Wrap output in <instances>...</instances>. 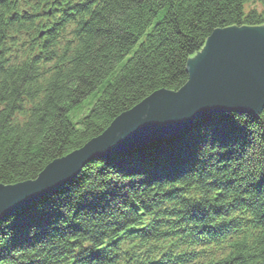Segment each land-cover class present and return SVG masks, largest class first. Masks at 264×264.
I'll return each mask as SVG.
<instances>
[{"label": "trees", "instance_id": "obj_1", "mask_svg": "<svg viewBox=\"0 0 264 264\" xmlns=\"http://www.w3.org/2000/svg\"><path fill=\"white\" fill-rule=\"evenodd\" d=\"M233 26H264V0H0V184L35 179L153 92L180 89L188 59ZM180 164L189 173L173 177ZM131 259L264 264V110L96 159L0 223V264Z\"/></svg>", "mask_w": 264, "mask_h": 264}, {"label": "water", "instance_id": "obj_2", "mask_svg": "<svg viewBox=\"0 0 264 264\" xmlns=\"http://www.w3.org/2000/svg\"><path fill=\"white\" fill-rule=\"evenodd\" d=\"M178 91L160 89L115 119L100 136L48 164L32 180L0 184V221L30 201L71 182L89 162L175 134L212 113L252 115L264 109V26L219 28L186 65Z\"/></svg>", "mask_w": 264, "mask_h": 264}, {"label": "rangeland", "instance_id": "obj_3", "mask_svg": "<svg viewBox=\"0 0 264 264\" xmlns=\"http://www.w3.org/2000/svg\"><path fill=\"white\" fill-rule=\"evenodd\" d=\"M250 4H251V3H250ZM251 7H252V8H251ZM246 8H251V9H257V8H258L259 10L262 9V7H261V6H258L257 4H256V5H249V4H248V5L246 6ZM206 40H207V39H206ZM205 45H206V41H205L204 45L202 46L201 50L203 49V47H204ZM201 50L198 51V52H201ZM195 55H196V54L192 55L190 58L195 57ZM186 65H187V64H186ZM186 71H187V75H188V79H187V80H189V72H188L187 67H186ZM186 82H187V81H186ZM180 89H181V88H180ZM178 90H179V89H178ZM178 90H176V91H178ZM173 91H174V90H173ZM91 102H92L91 100H88L86 104H87V105H90V104H92ZM126 112H127V111H126ZM124 113H125V112H124ZM226 113H241V112H232V111H231V112H223L222 114H226ZM122 114H123V113H122ZM217 114H221V113H212V114H209L208 116L217 115ZM242 114H249V115H252V114H250V113H242ZM119 116H120V115H119ZM119 116H118V117H119ZM208 116H207V117H208ZM252 116H256V115H252ZM80 118H81V116L78 118V113H76V114H72V119H73L74 122L79 121ZM116 119H117V118H116ZM199 120H200V119H199ZM196 121H198V120H196ZM196 121H194V122H192V123H189V125H190V124L193 125ZM71 122H72V121H71ZM111 124H112V123H111ZM198 126H199V125H198ZM108 128H109V127H108ZM108 128H107V129H108ZM107 129H106V130H107ZM185 129H186V126H185L184 128L182 127V128L176 133V136L180 135V133L183 132ZM106 130H105V131H106ZM105 131H104V132H105ZM104 132H103V133H104ZM103 133H102V134H103ZM194 135H195V133H194ZM99 136H100V135H99ZM171 136H172V135L169 134V135H165V136H163V138L171 137ZM173 136H174V135H173ZM176 136H175V137H176ZM95 138H96V137H95ZM93 139H94V138H93ZM161 139H162V138L159 137V138L156 139L155 141L150 142V143H147V144H144V145H142V146H140V147H138V148L151 146L154 142H158V141H160ZM91 140H92V139H91ZM91 140H90V141H91ZM88 142H89V141H88ZM88 142H87V143H88ZM87 143H86V144H87ZM86 144H85V145H86ZM85 145H84V146H85ZM84 146H83V147H84ZM135 149H137V148H132V149H129V150L124 151V152L132 151V150H135ZM78 150H79V149H78ZM75 151H77V150H75ZM75 151H72V152L68 153L67 155H65V156H63V157H61V158H65V157L69 156L70 154H72V153L75 152ZM120 153H122V152H120ZM117 154H118V153H117ZM113 155H115V154H113ZM111 156H112V155H111ZM108 157H110V156H108ZM58 159H60V158H58ZM58 159H55V160H58ZM98 159H101V158H98ZM55 160H54V161H55ZM95 160H96V159H95ZM54 161H52V162H54ZM93 161H94V160H93ZM91 162H92V161H91ZM89 163H90V162H89ZM89 163H88V164H89ZM86 165H87V164H86ZM86 165L82 167V169L80 170V172L78 173L77 176H79V174H80V173L82 172V170L86 167ZM77 176H76V177H77ZM76 177H75V178H76ZM71 182H72V181H71ZM69 183H70V182H69ZM1 185H4V184H1ZM12 185H14V184H12ZM4 186H7V185H4ZM62 187H63V186H62ZM60 188H61V187H60ZM56 190H58V189H56ZM54 191H55V190H54ZM54 191H52V192H54ZM52 192L47 193V194H44L43 196H40V197H38V198H36V199L30 201V202L27 203L25 206H23V207L19 208L18 210L12 212L11 214H13V213H15V212H18V211H20V210L25 209V207H27L28 205L32 204L33 201H35V200H37V199H39V198H41V197H46V196H48L49 194H51ZM202 206H203V203H202V204H198V209H199V211H200L201 213H203V211H205V210H206V211H209V209H202V208L200 209V207H202ZM11 214H9V215H11ZM9 215H8V216H9ZM8 216H6V217H8ZM209 216H210V215H208V217H209ZM211 216H212V215H211ZM211 216H210L209 218L207 217L208 219L205 220V221H199L198 224H199V225H204V226H205V225H209V224H207V222H209V223H213V222L210 221ZM6 217H5V218H6ZM5 218H4V219H5ZM4 219H3V220H4ZM3 220H1V221H3ZM1 221H0V223H1Z\"/></svg>", "mask_w": 264, "mask_h": 264}, {"label": "bare ground", "instance_id": "obj_4", "mask_svg": "<svg viewBox=\"0 0 264 264\" xmlns=\"http://www.w3.org/2000/svg\"><path fill=\"white\" fill-rule=\"evenodd\" d=\"M18 36H19V34H18ZM264 110V109H263ZM262 110V111H263ZM261 111V112H262ZM260 112V113H261ZM259 113V114H260ZM258 114H256V116H257ZM207 117V116H206ZM205 118V117H204ZM200 119H203V118H200ZM199 120V119H198ZM192 123V122H191ZM203 124V126L205 127V128H208V127H206V123H202ZM191 125V124H190ZM190 125H189V123L186 125V128L188 129L189 127H190ZM185 127V126H184ZM183 127V128H184ZM211 133V136H210V139L209 138H206V142H209V141H212L211 142V144L213 145V143L218 139V137L219 136H216V134H215V129H211V131H210ZM172 136L174 135V136H176V133L175 134H171ZM104 158H107V157H104ZM181 168V169H180ZM183 169V170H182ZM173 170V168H172V166H171V171ZM182 170V171H181ZM173 171H175L174 172V175H172L173 177H176V178H178L177 177V173H178V171H180V172H184L185 174H188L189 173V171L188 170H186V169H184L183 168V166L180 164V166L179 165H176V168H174V170ZM162 172H164V173H166V174H169V172H170V170L168 169V170H164V171H162ZM179 176V175H178ZM223 205H225V206H223ZM222 206V210L224 211V212H227L228 210H229V207L226 205V204H223ZM219 207H221V206H219ZM219 211V210H218ZM218 211H215V212H218ZM237 211V210H236ZM236 211H233V210H229V213H227V216H231L230 218H235V217H232V216H234V215H236ZM211 212H213V211H211ZM214 213V212H213ZM44 235V236H42V235ZM45 235H46V233H44V232H40L39 234H36L35 236H39V237H41V239L42 240H44L45 239ZM61 238V237H60ZM62 239V238H61ZM65 244V246H66V244H68V243H63L62 245H64ZM129 253H135V255H138V249H137V246H133V247H131L130 249H129ZM213 254V253H212ZM123 259V256L120 258V261ZM131 261L134 263V261L131 259ZM134 264H136V263H134Z\"/></svg>", "mask_w": 264, "mask_h": 264}]
</instances>
